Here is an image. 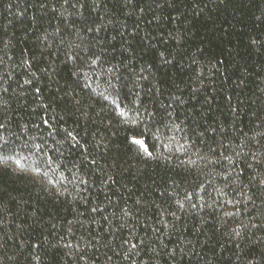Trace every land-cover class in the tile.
<instances>
[{
	"label": "trees",
	"instance_id": "trees-1",
	"mask_svg": "<svg viewBox=\"0 0 264 264\" xmlns=\"http://www.w3.org/2000/svg\"><path fill=\"white\" fill-rule=\"evenodd\" d=\"M0 264H264V0H0Z\"/></svg>",
	"mask_w": 264,
	"mask_h": 264
}]
</instances>
